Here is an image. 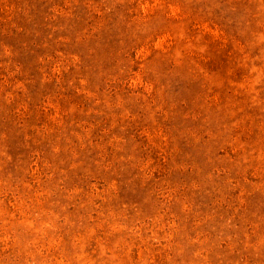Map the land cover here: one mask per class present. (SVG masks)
<instances>
[{"label": "rangeland", "instance_id": "obj_1", "mask_svg": "<svg viewBox=\"0 0 264 264\" xmlns=\"http://www.w3.org/2000/svg\"><path fill=\"white\" fill-rule=\"evenodd\" d=\"M0 264H264V0H0Z\"/></svg>", "mask_w": 264, "mask_h": 264}]
</instances>
